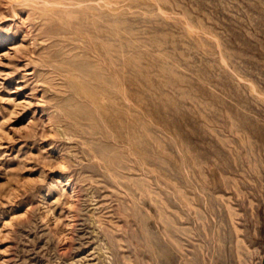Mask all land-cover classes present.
<instances>
[{
  "label": "rangeland",
  "instance_id": "rangeland-1",
  "mask_svg": "<svg viewBox=\"0 0 264 264\" xmlns=\"http://www.w3.org/2000/svg\"><path fill=\"white\" fill-rule=\"evenodd\" d=\"M0 264H264V0H0Z\"/></svg>",
  "mask_w": 264,
  "mask_h": 264
},
{
  "label": "bare ground",
  "instance_id": "bare-ground-1",
  "mask_svg": "<svg viewBox=\"0 0 264 264\" xmlns=\"http://www.w3.org/2000/svg\"><path fill=\"white\" fill-rule=\"evenodd\" d=\"M108 5V4H107ZM106 5V6H107ZM105 6V5H104ZM107 7H109V6H107ZM105 32V31H104ZM103 32V30H101L100 31V35L102 34V33H104ZM98 46H99V49H98ZM97 47H96V45H94V49L95 50H98V52L100 51V53H102V55H106L107 54V49H106V46L104 45V43H101V45H98ZM108 60L106 57L104 58V60ZM105 60V61H106ZM81 73H82V75H84L85 77H90V78H92L93 79V77H94V79H96V80H101L102 82H104L106 85L108 84L109 86H113V87H116V85L114 84V82H112L111 80H109V79H103V78H101V77H99V76H95V75H91V73L90 72H86V71H83V70H81ZM93 92V91H92ZM107 92H109L108 90L107 91H105L104 92V94H106Z\"/></svg>",
  "mask_w": 264,
  "mask_h": 264
}]
</instances>
